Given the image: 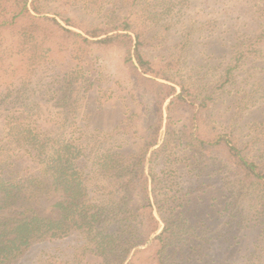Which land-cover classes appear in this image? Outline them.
Segmentation results:
<instances>
[{"label": "trees", "instance_id": "trees-1", "mask_svg": "<svg viewBox=\"0 0 264 264\" xmlns=\"http://www.w3.org/2000/svg\"><path fill=\"white\" fill-rule=\"evenodd\" d=\"M53 3L0 0V75L12 79L0 81V264L41 244L55 248L41 264H184L218 222L235 233L230 264L241 238L256 244L249 258L264 253V120H244L264 107V20L252 38L233 31L217 74L194 49L218 24L209 0ZM95 87L128 108L107 133L80 120ZM51 91L56 107L33 99ZM149 110L148 136L133 139Z\"/></svg>", "mask_w": 264, "mask_h": 264}, {"label": "rangeland", "instance_id": "rangeland-1", "mask_svg": "<svg viewBox=\"0 0 264 264\" xmlns=\"http://www.w3.org/2000/svg\"><path fill=\"white\" fill-rule=\"evenodd\" d=\"M52 5H55L54 0H49ZM216 3V4H215ZM209 4L211 5L210 10H218L214 17H217L218 24L214 28V30L209 33V36H206L204 42H207L204 45H200L199 47H194L196 49V54L200 56L202 52H206L207 55H211V58H207L206 66L210 67L213 65L219 66V70L216 72L223 73L226 68L228 62L231 58V52L233 49V45L235 42L232 40L233 31L240 29L244 32L245 37L252 38L257 35V31L260 27V24L264 20L262 15H264V2H260L256 4V0H209ZM215 4V5H214ZM52 5L50 8L45 7V9H52ZM262 14V15H261ZM71 29H76L72 26H67ZM80 31L79 29H76ZM115 56V57H113ZM20 55H14L13 58H20ZM28 55L24 56V60L28 59ZM116 58L121 59V56H116L115 54H110L107 58ZM197 58V62L200 63L199 57ZM264 65V60H261ZM260 65V63H259ZM17 65L13 64L9 71L13 72ZM213 71V70H211ZM122 73V72H121ZM122 75H124L122 73ZM11 76H16V73L13 72ZM217 76V75H216ZM214 76L215 86L214 89L216 92H221L223 89L220 88V82H217L218 76ZM9 75L2 74L0 75V81H4L8 79V82L12 79L9 78ZM108 87V84L105 83V86L101 88L105 90ZM14 88V87H13ZM98 87L92 88L85 97L82 96L81 100H79L77 107H79L82 111V116L80 120H82V124L90 125L91 132L94 128H100L103 133L110 132L124 117L126 114L124 112H128V108H124L122 102L123 99L121 97L118 98H107L101 95L102 91ZM44 90H47L44 89ZM261 91V90H260ZM263 93H259V96ZM101 95V97H100ZM107 96L112 97L109 93ZM257 96V97H259ZM256 97V98H257ZM104 98V99H103ZM34 100L39 101L40 104L46 105L47 107H56L58 102V96L54 94L52 91L47 92L46 94H42L38 96V94H34ZM242 100L241 96H237L234 101ZM247 103L249 101L247 100ZM262 100L259 103H256L258 107H261ZM166 105H164V123H166ZM256 105L249 106V109L244 113V120L251 122H261L264 120V107L256 108ZM125 114V115H124ZM142 117V122L139 123V128H133L130 132V136L136 138V140H141V134L143 133L148 136V123L152 120L153 115L152 111L149 110L145 115H140ZM77 121V119H76ZM163 128V132H164ZM139 131V132H136ZM159 144L163 141V135L160 137ZM159 146V145H158ZM156 146V147H158ZM150 155V154H149ZM60 198L59 194L54 193L50 199H46L45 201L40 202V209L45 210L47 206L54 204ZM10 212V209L0 210V216H4ZM156 215H158L157 210L155 211ZM226 220V218H224ZM220 222L214 224V228L210 229L206 235H210L211 241H208L206 247L203 250H186L185 252L186 262L184 264H213L212 258L216 261L217 257L221 258L225 256L227 259V264H230L229 261L234 258L232 255H229L231 245H234V236L235 233L233 230L229 229L228 224H224L225 228L219 227ZM163 226V224H162ZM247 237L246 231L243 233ZM151 243V240L146 245H140L138 248H146ZM181 243H184L181 241ZM237 252L235 251L236 257L240 258L241 264H264V253H258L259 251H252L250 258L247 256L245 250L246 245L248 247H256V244L248 241L247 238H241L240 243L238 244ZM68 246V243L64 245ZM244 251V252H243ZM55 248L51 245L41 244L36 245L32 248V250L20 261L18 264H32L34 261L36 263L38 261H42L45 258L46 253L54 254ZM194 253V254H193ZM196 255H198L196 257ZM48 257V256H47ZM37 264H41V263Z\"/></svg>", "mask_w": 264, "mask_h": 264}]
</instances>
